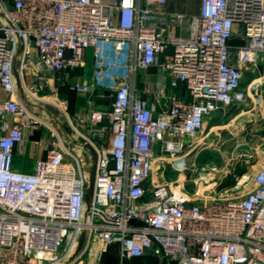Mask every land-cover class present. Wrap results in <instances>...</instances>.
<instances>
[{"label":"built area","instance_id":"1","mask_svg":"<svg viewBox=\"0 0 264 264\" xmlns=\"http://www.w3.org/2000/svg\"><path fill=\"white\" fill-rule=\"evenodd\" d=\"M166 3L0 0V264H79L91 240L103 249L118 244L121 259L154 254L166 264H264V163L249 179L239 178L231 195L202 202L200 189L190 193L177 178L152 177L157 160L183 171L206 117L246 101L241 84L248 69L264 81V0H200L192 17L166 12ZM170 24L187 35L166 32ZM18 39L27 99L44 96L48 86L68 85L80 95L111 100L102 108L89 97L76 123L68 118L89 146V169L77 154L67 159L53 131L56 140L31 172L14 167V148L47 126L17 90L12 64ZM87 48L91 82L71 80L70 72L85 65ZM152 66L169 76L170 92L157 78L154 89H145L154 91L150 104L134 95V83ZM180 86L189 100L174 94ZM163 97L168 106L157 112ZM261 122L264 128V115Z\"/></svg>","mask_w":264,"mask_h":264},{"label":"crops","instance_id":"2","mask_svg":"<svg viewBox=\"0 0 264 264\" xmlns=\"http://www.w3.org/2000/svg\"><path fill=\"white\" fill-rule=\"evenodd\" d=\"M199 5L200 0H167L165 11L168 13H185L189 17H192L198 14ZM189 22V20H186L184 25L188 27ZM165 31L168 33H175L177 35H187V30L185 28H180L175 24L166 26ZM83 57L86 59L85 65L72 70L70 72V79L87 83L91 82L92 76V50L90 48L85 49L83 51ZM246 73H249L248 78L242 80L241 84V89L247 91L248 94L246 101L213 111L204 121V128L202 133L199 135V140H203L206 136L209 137L210 135L215 137L218 136L219 140L221 135L218 131L223 130L225 131L222 134V138H225L223 140L236 138L237 136L238 140L246 141L245 136L250 135L252 138H247L248 141H251L250 143L256 140V142H259L256 146L257 149L260 146L264 147V128L261 124V119L264 115V81H256L257 72L246 71ZM159 77H162L165 81L166 92L169 93V76L166 73H161L157 67L152 66L147 68L145 71L141 70L137 73L134 83V95L136 97L146 99L150 104H152L154 102V91L147 92L145 89H154L157 78ZM255 84H260L259 89H261V94L258 96H256L258 92L255 89ZM45 92H51L52 95L60 96L62 101L66 104L68 118L72 123H76V116L85 110L87 98H94L97 104L102 108L110 107L111 102L110 99L98 97L96 93H93L89 97L80 95L72 90L68 85H54L53 88L48 86L46 87ZM174 94L184 100L190 99L183 86L175 89ZM167 106L168 100L166 97H163L161 98L160 103L155 105V110L157 112H161L166 110ZM103 123H108L107 119H105ZM205 129H208L206 134ZM39 139L42 141L41 145L35 143V140ZM54 140H56V138L54 139L51 137V132L49 130H36L32 135H29L25 145H18L14 148V167L23 172H31L33 170L34 160L43 156L46 149L52 145V141L54 142ZM252 147L253 146L250 148ZM165 161L167 162V160ZM199 163L200 161L197 157H195L190 163H188V165L185 163V165L188 166H185V169L190 168L191 166H195V169H197L200 165ZM208 163L209 162L205 160L204 166L208 165ZM156 166H161V162ZM162 167L165 168L164 173L166 172L163 174L164 177L169 180H173L172 176H174L175 173L179 175L185 172L183 170L178 173L172 169L170 163H165ZM152 177L153 179L158 180V177L154 176V174ZM176 178L178 179V176ZM120 257L121 255L118 244L113 243L103 249L98 241L91 240L83 255L82 261L79 264H129L128 258L121 259Z\"/></svg>","mask_w":264,"mask_h":264},{"label":"rangeland","instance_id":"3","mask_svg":"<svg viewBox=\"0 0 264 264\" xmlns=\"http://www.w3.org/2000/svg\"><path fill=\"white\" fill-rule=\"evenodd\" d=\"M261 65L264 67V64ZM247 71L250 72L249 69ZM48 76H51V74H48ZM247 78L248 75L244 74L243 80ZM34 97L35 99L31 98L28 100L40 107H49L51 109L46 112L43 108H37L34 105L29 108L31 112L35 113L47 125L39 129L49 130L50 132L53 131L55 135L61 138L68 149L69 155H67V159H72L70 153L77 154L79 158H83L85 167L89 169V156L85 152L84 146L81 144V139L78 138L74 132L73 137L69 136L57 122H68V110L60 96L52 95L51 92H48L44 96L37 97L34 95ZM54 112L57 114L56 119L52 116ZM207 132L208 129H205V134ZM218 132L221 135L219 140L218 136H206L188 155L185 156L186 165H188V163H190L195 157L198 158L200 165L197 169H195V166H191L190 168L184 169V173L179 175L175 173V177L172 176L173 180L178 176V181L181 187L190 193L200 189V194L203 199L200 200L201 202L208 200L213 196L223 197L231 195L237 190L235 189V184L239 178L242 177L249 179L250 175L264 163V147L260 146L257 149L256 146L259 142L254 140L250 143L251 141L247 140L248 137L252 138L250 135L245 136L246 141L238 140L237 136L236 138L223 140L225 138H222V134L225 131L219 130ZM251 146L253 147L250 148ZM163 158L170 161V158L167 156ZM205 160L209 163L204 166ZM158 162L159 161L157 160L154 163L153 174L161 180L164 178L163 174L166 172L163 173L164 169H162V165L159 167L156 166ZM237 170L243 172L238 174ZM225 181L229 184L222 186V183Z\"/></svg>","mask_w":264,"mask_h":264},{"label":"water","instance_id":"4","mask_svg":"<svg viewBox=\"0 0 264 264\" xmlns=\"http://www.w3.org/2000/svg\"><path fill=\"white\" fill-rule=\"evenodd\" d=\"M23 45L21 41L18 39L17 42V47L16 51L14 54L13 58V64H12V70H13V75L15 78V83L17 90L19 92L20 98L22 102L27 106V107H32L34 105L37 108H43L44 111H50L51 109L49 107H40L39 105L31 103L23 94L22 92V87H21V80H20V73H19V65H20V59H21V53H22ZM246 75H249V73H245ZM39 94H42L40 91ZM56 112L52 114V116L56 119ZM60 127L64 130L65 133H67L69 136L73 137V130L68 122H59L57 121ZM85 145V144H84ZM84 147L89 148V146L85 145ZM91 155L93 160L95 159L94 152L91 151ZM92 189H93V176L91 174L88 175L87 181L85 183V205H86V210L88 209L91 201V194H92ZM86 213V212H85ZM130 224H137V225H144V223L140 220L136 219H130L129 220ZM82 240H79V245H81ZM128 263L129 264H166V258L164 256H159V255H154V254H143L139 256H131L128 258Z\"/></svg>","mask_w":264,"mask_h":264},{"label":"trees","instance_id":"5","mask_svg":"<svg viewBox=\"0 0 264 264\" xmlns=\"http://www.w3.org/2000/svg\"><path fill=\"white\" fill-rule=\"evenodd\" d=\"M233 43H235V41H232ZM264 68V67H263ZM243 171H241V170H237V173L238 174H241ZM227 184H229L228 182H224V183H222V186H226Z\"/></svg>","mask_w":264,"mask_h":264}]
</instances>
